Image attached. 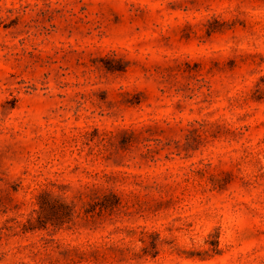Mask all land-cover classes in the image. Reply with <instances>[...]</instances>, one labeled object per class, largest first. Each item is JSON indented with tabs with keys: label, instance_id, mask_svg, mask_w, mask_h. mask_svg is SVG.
Wrapping results in <instances>:
<instances>
[{
	"label": "rangeland",
	"instance_id": "obj_1",
	"mask_svg": "<svg viewBox=\"0 0 264 264\" xmlns=\"http://www.w3.org/2000/svg\"><path fill=\"white\" fill-rule=\"evenodd\" d=\"M0 264H264V0H0Z\"/></svg>",
	"mask_w": 264,
	"mask_h": 264
}]
</instances>
